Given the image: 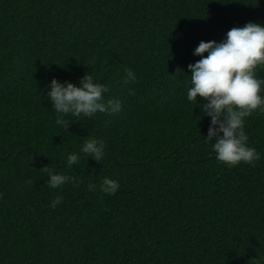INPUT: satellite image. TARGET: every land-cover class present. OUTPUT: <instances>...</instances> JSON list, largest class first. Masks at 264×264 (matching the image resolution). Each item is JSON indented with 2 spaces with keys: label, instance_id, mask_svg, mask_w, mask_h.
Returning <instances> with one entry per match:
<instances>
[{
  "label": "trees",
  "instance_id": "16d2710c",
  "mask_svg": "<svg viewBox=\"0 0 264 264\" xmlns=\"http://www.w3.org/2000/svg\"><path fill=\"white\" fill-rule=\"evenodd\" d=\"M247 21L264 24V0H0V264H264V113L245 124L259 160L226 166L203 98L186 99L195 46ZM85 73L123 111L65 130L46 86ZM86 137L104 162L65 167ZM45 166L79 186L49 188Z\"/></svg>",
  "mask_w": 264,
  "mask_h": 264
},
{
  "label": "clouds",
  "instance_id": "9594fccd",
  "mask_svg": "<svg viewBox=\"0 0 264 264\" xmlns=\"http://www.w3.org/2000/svg\"><path fill=\"white\" fill-rule=\"evenodd\" d=\"M193 54L200 58L187 65L190 74L186 83V99L196 105L197 97L203 98L200 102L202 115L210 118L203 138L212 142L211 148L218 162L226 166L254 164L261 153L248 143L245 124L246 118L254 112L264 113V77L256 75L257 68L264 66V24L247 21L242 26H233L219 42L201 40ZM125 73V84L137 80L131 69H125ZM46 87L45 96L55 113L54 122L65 130L70 125L68 116L93 117L98 113L111 116L123 111L119 99H105L108 87L94 80L91 73H85L76 84L53 77ZM81 153L98 163L104 162L106 155L101 142L86 137L79 144L78 151L66 153L64 166L71 168ZM43 169L48 173L44 182L49 188H58L65 183L73 187L80 184L78 177L55 172L49 166ZM86 187L93 193L97 190L95 183ZM119 187L117 179L105 177L99 190L112 195ZM61 199L60 195H55L48 206L56 207Z\"/></svg>",
  "mask_w": 264,
  "mask_h": 264
}]
</instances>
